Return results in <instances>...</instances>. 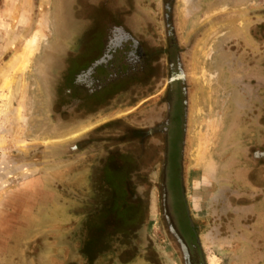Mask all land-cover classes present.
I'll return each mask as SVG.
<instances>
[{
  "label": "rangeland",
  "instance_id": "rangeland-1",
  "mask_svg": "<svg viewBox=\"0 0 264 264\" xmlns=\"http://www.w3.org/2000/svg\"><path fill=\"white\" fill-rule=\"evenodd\" d=\"M33 36L0 264H264V0H0V74Z\"/></svg>",
  "mask_w": 264,
  "mask_h": 264
},
{
  "label": "bare ground",
  "instance_id": "bare-ground-1",
  "mask_svg": "<svg viewBox=\"0 0 264 264\" xmlns=\"http://www.w3.org/2000/svg\"><path fill=\"white\" fill-rule=\"evenodd\" d=\"M33 36L26 41L22 50L16 53L12 59L6 65L5 70L1 72L2 89L5 90V94L1 97L6 99L5 108L8 110L14 100L15 95L19 94L22 89L21 80L15 79V74L23 73L29 67L32 57L38 51L40 47L41 37ZM1 141V140H0ZM4 176L0 174V187L6 183L3 180ZM4 182V183H3Z\"/></svg>",
  "mask_w": 264,
  "mask_h": 264
}]
</instances>
